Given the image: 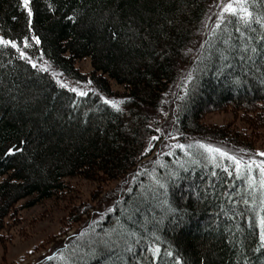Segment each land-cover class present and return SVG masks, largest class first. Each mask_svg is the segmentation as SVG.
Returning a JSON list of instances; mask_svg holds the SVG:
<instances>
[{"label": "trees", "instance_id": "trees-1", "mask_svg": "<svg viewBox=\"0 0 264 264\" xmlns=\"http://www.w3.org/2000/svg\"><path fill=\"white\" fill-rule=\"evenodd\" d=\"M217 1L29 0V24L22 0H0V37L16 41L37 64L0 45V244L22 210L65 199L67 179L99 187L134 173L111 212L62 248L66 260L46 264H264V199L255 182L249 187L250 179L230 165L185 148L159 163L145 161L177 83L182 95L172 124L179 143L219 142L255 152L253 139L264 132V56L221 58L224 40L241 42L236 17L215 25L199 46ZM248 2L254 16H264V0ZM83 59L89 74L75 67ZM187 66L191 81L182 77ZM111 84L123 93L114 94ZM77 85L88 87L87 95L70 90ZM102 98L123 101L121 111ZM227 111L242 129L203 122L209 113ZM14 146L21 151L6 155ZM86 209L68 215L67 229L81 223Z\"/></svg>", "mask_w": 264, "mask_h": 264}, {"label": "rangeland", "instance_id": "rangeland-1", "mask_svg": "<svg viewBox=\"0 0 264 264\" xmlns=\"http://www.w3.org/2000/svg\"><path fill=\"white\" fill-rule=\"evenodd\" d=\"M224 1L225 0H218L213 5L214 10L209 16L207 29L205 33H201L202 35L200 34L199 36L200 47L203 46L205 38L216 25L217 16L221 11L217 5L223 4ZM75 67L84 74H89L92 71L90 62L87 59L78 61ZM49 70L51 73H55V76L58 78L54 70L50 68ZM188 71L189 66L185 67L183 70L182 77H185ZM71 88L77 89L78 92H87L88 87L77 85L71 86ZM178 88L180 87L177 83L172 87L166 99V108L163 109L158 122L159 131L157 130V144L151 156L145 160L146 162L153 160L155 161L153 163H156V161L158 163L162 162L170 158L169 156L173 155L174 152L181 149L178 145L186 144L179 143L177 139L179 137L172 124L175 112L174 102L182 95L177 92ZM111 89L114 91L113 93L117 95L122 94L124 91L122 87L116 84H111ZM183 89H181V91ZM203 122L208 125H224L233 122L238 129L244 127L243 122L228 111L209 113L205 115ZM253 141L255 148V152L253 153L239 151L219 142L204 141L189 142L186 144L187 147H184V152L201 154L200 157L202 159H208L210 162L222 161L235 170L233 162L226 157H220L219 154H216L214 160L209 159L208 154L203 149L199 148L196 142L220 148L222 151L243 160L254 159L258 163L264 161V156L258 155V153L264 152V132L259 133L257 138L253 139ZM171 149H173V151H171ZM140 167L144 169L143 164L140 165ZM133 174L134 173L128 175L121 183H104L99 187L95 183L85 181L81 178L67 179L66 183L71 188V191L64 197L65 199L61 201H44L32 208L22 210L19 213V221L9 226V228L2 233L3 241L0 244V264H46L49 259H53L56 261L55 263H63L66 258L62 253V248L80 237L87 227H94L95 224L100 223L106 215L111 212L115 203L120 199V196L132 183ZM241 174H244L247 179H252L255 185L257 184V186H259L260 173L258 168L254 166L251 174H248L246 171H242ZM258 188L260 189V186ZM97 191L99 192L97 193ZM256 193L261 199H264V192L256 191ZM81 206L87 208L86 214L81 218V223H78V225L75 224L70 229H67L66 222L68 215Z\"/></svg>", "mask_w": 264, "mask_h": 264}, {"label": "snow or ice", "instance_id": "snow-or-ice-1", "mask_svg": "<svg viewBox=\"0 0 264 264\" xmlns=\"http://www.w3.org/2000/svg\"><path fill=\"white\" fill-rule=\"evenodd\" d=\"M22 4L23 7L27 10V14L29 17V24H31L32 10L29 7V0H22ZM217 7H219L221 11L217 16L216 29H220L222 24L228 22V17H236L237 20L240 23H242L244 29L242 30L241 28H236V31L240 33L241 42L239 45L234 46L229 44V40H224V43L228 45V48L220 53L221 58L227 61L228 55L231 54L232 52H236L240 56L241 60H243L245 57H247L248 59H252L253 57H257V56H264V52H261V48H260V46H264V33H261L259 37L246 35V31L250 30L252 32H257L260 29H264V16H261L259 14H257V16H254L253 12L250 10V5L248 0H230V2L228 3L217 5ZM225 14H227V16ZM69 19L71 20L73 19V17H69ZM254 25H258L259 27L258 28L254 27ZM213 34L215 35V32ZM112 35L113 38L117 37V34L115 32H113ZM33 39H36L37 44L39 43V40L37 38L33 37ZM229 39H231V37H229ZM0 45H3L5 47L10 46L19 53L21 59H26L27 62L32 65L33 68L37 67V64L33 62V60L30 57H28L26 53L20 49V47H18L16 41L0 37ZM24 47L25 48L29 47L27 38H25L24 40ZM40 70L47 72L48 68L42 67ZM53 76H55V73H53ZM186 79L187 81H191L192 74L189 73ZM56 82L61 87H67V85L63 84L60 80H57ZM70 90L76 92L77 95L80 96L87 95V93L85 92L82 91L78 92L77 89L75 88H72ZM102 99L105 104L110 105L116 111H121L120 103H122L123 101L118 102L106 98H102ZM152 139L155 140L158 139V137L153 136ZM196 143L199 148L203 149L208 154L209 159L214 160L216 158V154H219L220 157H226L228 160L232 161L235 166L236 174L238 177L241 175L242 171H246L248 174H251L254 166L258 168L260 173L259 186L261 191L264 192V161L258 163L254 159L243 160L241 158H237L233 155H230L227 152L222 151L220 148L213 147L212 145L203 144L200 142H196ZM178 147L183 149L185 145H178ZM18 151H21V149H19L18 146H14L8 148L5 154L13 155L15 154V152ZM258 155L264 156V152L258 153ZM193 162H195V160ZM224 170L228 171L227 168H225ZM229 175H231V173H229ZM161 187H164V185H161ZM249 187H254V181L252 179L249 180ZM262 203H264V201H262ZM259 224L261 229L260 240L262 242V245H264V218L260 219ZM155 252L158 253L159 249L158 248L155 249ZM168 255L170 256L171 253L169 252ZM177 264H179V261H177Z\"/></svg>", "mask_w": 264, "mask_h": 264}]
</instances>
